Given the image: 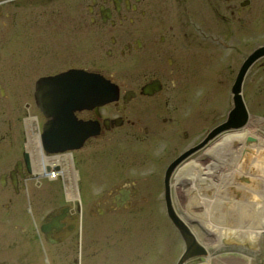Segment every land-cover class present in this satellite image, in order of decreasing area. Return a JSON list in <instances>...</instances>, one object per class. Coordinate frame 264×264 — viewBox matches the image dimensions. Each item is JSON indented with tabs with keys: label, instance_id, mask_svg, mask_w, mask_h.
I'll use <instances>...</instances> for the list:
<instances>
[{
	"label": "flooded vegetation",
	"instance_id": "flooded-vegetation-1",
	"mask_svg": "<svg viewBox=\"0 0 264 264\" xmlns=\"http://www.w3.org/2000/svg\"><path fill=\"white\" fill-rule=\"evenodd\" d=\"M71 3L73 6L70 7ZM8 7H12L16 15L24 16H13L7 11ZM228 10L233 15L238 13L240 20L233 23L217 20ZM263 10L264 0H0V169H3L0 170V203L4 201L0 208L3 215L0 221V264H66L63 260L72 253L71 243L78 246V254L81 241V235L78 236L81 210L78 206L69 203L65 213L62 204L53 206L61 196L59 187L57 193L46 195L53 197L49 199L52 208L45 216L41 206L47 203V199L42 192L38 196L43 223L51 222L53 217L59 219V225L51 227L49 233L39 231L34 224L39 213L34 217L21 203L15 205L17 201L24 200L27 186L32 182H42V179L35 182L32 168H28L31 162L25 161L24 155L26 142L23 132L26 125L23 121L29 118L28 106H32V97L25 95L27 98L23 100V96L18 98L15 95L11 103H7L8 84L12 78L16 79V72L30 64L33 72L41 73L35 80L70 68H85L107 75L119 85V99L91 111H79L74 114L75 118L78 121L96 119L103 123L109 119V129L104 132L109 143L118 139L121 127H128L138 144H141V133L153 134L135 156L141 154L146 162L151 160L156 167L163 155L166 153L168 156V152L182 139L181 132H176V129H173L174 135L165 134L168 118H162V112L171 113L172 100L178 99L185 105L193 102L184 115L196 117L195 98L199 92L201 95L204 93L200 91L202 81H197V78L192 81L188 76L184 78L183 74L195 72L199 62L204 65L221 48L233 50L236 54L237 49L231 45L230 38L236 31H246L249 22L246 16L252 13L262 15ZM65 11L66 17L56 15ZM256 25L261 27V20H257ZM87 49L95 60L94 63L90 61L89 66L81 61L86 62ZM103 52L108 56L120 54L127 58V79L120 80L119 74L113 73L115 70L110 66H106V70L102 67ZM62 62L68 66H61ZM261 65L264 68V61ZM125 80L129 85L128 91L122 90ZM181 84L183 89L179 88ZM126 92H129L127 100L124 97ZM12 115L17 117L19 126L16 147L11 145ZM203 118L206 121L210 119ZM208 133L205 130L203 136L197 135L198 139L191 140L193 144L189 148L197 146ZM189 135L186 132L183 139H188ZM108 140L102 139L98 143L106 145ZM163 140L170 144L167 152L159 147ZM93 142L97 143L95 139ZM86 150L74 153L79 172L84 176L88 159L95 160L94 155L103 152L95 149L87 153ZM101 165H96L99 172L105 170ZM167 167L168 164L163 167L162 174L155 173L153 169L154 176L161 177L163 181ZM158 169L161 170V165ZM57 182L61 183V180ZM116 195L106 198V205L112 206V211H123L128 215L137 211L131 208L134 200L127 205L114 199ZM119 204L123 205L120 207ZM84 243L81 241V247ZM71 261L70 264H74Z\"/></svg>",
	"mask_w": 264,
	"mask_h": 264
},
{
	"label": "rangeland",
	"instance_id": "rangeland-1",
	"mask_svg": "<svg viewBox=\"0 0 264 264\" xmlns=\"http://www.w3.org/2000/svg\"><path fill=\"white\" fill-rule=\"evenodd\" d=\"M71 6H73L72 3L70 7ZM7 11L18 18L24 16L21 14L16 15L12 7H8ZM66 14L67 11L63 14L56 15L66 17ZM49 16H51V14ZM217 20H230L231 23L238 22V20H240V15L238 13L233 15L231 10H228L225 12L224 17H217ZM246 20H249L246 25V31H236L234 36L230 38L231 45L237 49L236 54L233 50L221 48L204 65L203 62H199L200 65L195 72L191 71L186 75L183 74L184 78L188 76V79H193L192 81H194L195 78H197V81H202L200 91L203 90L202 92L204 93L201 95L199 92L195 98L196 104L194 107L196 117L193 116L189 118L187 115H184L193 102L185 105L178 99L172 100L169 107L172 111L171 113L166 111L162 112V118H168L167 124H165L166 127H168L165 134L171 133L174 135V130L176 129V132H181L182 137V139H179L176 143V148L168 153V156L170 154L171 158L173 155L184 151V149H189L191 144H193L191 140H197V135L198 137L199 135L203 136V131L207 130L210 133L213 128L227 121L230 113L229 111L233 109L231 94L239 71L248 56L253 54L258 48L264 46V10L262 11V15L258 16L252 13L251 16H246ZM257 20H261V27H257ZM238 26L241 27L242 25L239 24ZM223 46L226 47V45ZM87 52L86 62L81 60L85 66H89L90 61L92 63L95 61L92 56H89L91 53L89 49H87ZM101 57V60L104 61L102 67L105 70L107 69L106 66H110L115 70L113 73L119 74L120 80L123 78L127 79L126 71L128 66L126 57H121L120 54L108 56L105 52L102 53ZM257 60V62L255 61L256 63L254 62L248 69L242 84L243 98L251 114V121L245 128L252 129L259 137L264 138V68L261 65L262 61H264V55ZM61 66L67 67L68 64L62 62ZM38 74L41 73L33 72L30 64H28V66L26 65L23 70L16 72V79L12 78V82L8 84L7 103H11V99H14L15 95L18 98H22L23 96V100L27 98L24 97L25 95L31 96L34 89L32 84L35 78L40 76ZM128 86L127 80H125L122 90L128 91ZM179 88L183 89V84H181ZM203 117L210 119L206 121ZM169 118H172V120ZM119 130L118 139H113V142L109 143V137H103V139L108 140V144L105 145L97 142L91 147H88L87 150L88 152H92L95 149H100L104 152L106 148H111V151L114 150V152L126 154L130 163L120 162L114 157L113 162H115V164L112 169L113 173L111 174L114 177H107V173L105 174L104 170L100 172L98 178L92 181H90L91 177L89 176L90 170L88 168L90 167L87 165L86 177L80 184V189L84 195L86 205L84 204L82 206L81 203H79L80 201L78 202L79 204H72L73 202L71 199L64 195L65 189L62 181L61 183L57 181L51 182L55 183V185L49 184V189L52 193H57L55 187L60 188L59 193L61 196L54 201L53 206H58L62 203H70L72 206H78V209H81V213L79 214L78 236H82L84 230L85 243L83 247H81V241L79 240L78 254L76 253L78 246H74L71 243L70 247L72 253L69 254V258L67 257L68 260L65 258L63 262L70 264L72 260L74 264H110V262L111 264H177L183 249V240L181 239L179 231L173 227L170 219L167 218L165 209H163V181L161 177L154 176L153 174V169L155 173L158 171L159 174H162L163 167L167 160H170V157L167 156V159H162L156 167L155 164L151 163V160H147L148 162L145 160L141 162V160H143L142 155L136 154L135 156V153L141 152V145L143 147L146 144V139L151 136L153 137V134L149 132H144L143 134L140 130L139 134H141L140 136L138 134V136L141 139V144H138L135 142L136 138L128 131V127H121ZM186 132H189L190 135L188 139L184 140L183 138ZM206 136L204 137L205 139ZM214 139V142L218 140V138ZM205 144V141H203L198 145L203 146ZM168 146H170L169 142L166 143V141L163 140L159 147H161V151L166 150L167 152L169 149ZM130 152L132 154H130ZM99 155H94L96 157L95 159H97ZM207 157H211V155L202 156V160L208 163L211 161V158L209 159ZM125 164H127L128 167L124 168L123 174L121 168L124 167ZM160 165L161 170L158 169ZM95 168L98 171L95 165L93 171H91L92 173L95 172ZM77 169L79 170V168ZM130 186L139 188V194L133 199L132 205L134 206H131L133 210L136 209L139 213L136 211L130 216L124 214L123 211H112V206L108 207L106 205V198L115 195V192H117L119 188H129ZM248 196L251 197L249 193ZM52 197L53 196H51L50 199ZM46 207L49 212L52 205L50 204ZM39 222L40 220L38 223ZM190 226L200 242L205 243L208 241L209 243H218L219 239H213L202 234L195 224H190ZM230 239H233V237ZM230 239H226V241ZM234 243L238 245L237 248L234 247L235 250L232 248H230V250L222 248L217 251L220 255L228 253L227 259L223 258L219 262L217 261L218 264H224L226 261L232 264L234 260L240 261L242 264H264V234L259 239H245L244 237L241 238V235L238 234ZM162 248L165 252L161 254L160 250H162ZM232 250L233 252H231ZM230 256L232 257L230 258ZM78 258L79 260L77 261ZM124 261H127V263H123ZM192 262L200 264L201 259L199 257H193L188 259L185 263L191 264Z\"/></svg>",
	"mask_w": 264,
	"mask_h": 264
},
{
	"label": "bare ground",
	"instance_id": "bare-ground-1",
	"mask_svg": "<svg viewBox=\"0 0 264 264\" xmlns=\"http://www.w3.org/2000/svg\"><path fill=\"white\" fill-rule=\"evenodd\" d=\"M75 69L79 68H70L54 74L45 75L41 78L51 76L49 80H40L37 84L38 80L36 79L33 83L34 89L30 96L32 97L30 101L32 106H28L29 118L23 121L26 125L25 132H23L26 142L24 155L25 161L31 162L28 163V168H32L35 182L38 179H42V182H32L30 186H27L24 192L26 194L24 200L22 202L17 201L15 205L21 203L27 210V213L34 217L35 214L40 212L39 193L42 192L47 199V203L41 206L43 216H45L48 213L46 206L50 205V198L46 195L52 192L48 190L50 187L49 184L55 185L51 182L61 180L62 178L65 197L71 199L73 203H81L82 206L84 204L86 205L80 189V184L85 179L86 174L84 176L77 169L78 166L74 158V153L76 150H84V148L91 147L93 145V139L101 142L104 137V132L109 129V119H105L104 123L96 119L78 121L75 118L76 115H74L73 119H69L68 115H66L61 120V126L58 128L54 122L57 116L50 121L46 118L43 111L45 101L59 103L57 94L54 93L50 82L54 80L53 77L66 72L70 73ZM87 72L102 75L112 82V79L102 72ZM36 84L37 86H35ZM83 87V82H77L73 94L80 95L82 93L81 88ZM70 90L67 92H71ZM117 95L119 99L121 94L117 92ZM92 97L82 94L80 98L91 99ZM84 103H86L85 107L74 110L73 114L83 110L91 111L92 108L108 104L106 102L103 104H94L91 100H86ZM31 107L32 109H30ZM250 121L251 114L248 110L247 122L244 126L237 129L225 130L224 132L222 131V133H218L213 137L209 133L206 139H203L206 143L205 145L195 149L194 147L189 148L177 153L172 158L169 154L168 157H170V160H167L165 163V166L168 164V167L165 171V179L162 184V200L164 201L162 204L166 216L170 219L173 227L179 231L171 220V213L175 214L174 216H177V218L179 217L189 227H191L190 224H195L202 234L213 239H219L218 243H209L208 241L202 243L196 237L205 251L200 264H218L221 259H227L228 253L220 255L217 251L222 248L225 250H230V248L235 250L238 245L234 243V240L238 237V234L241 235V238L244 237L245 239H259L264 234V138L259 137L252 129L245 128L249 125ZM81 123L83 124L84 132L86 131L85 135L88 136L79 142L78 137L82 134L81 130H83ZM73 124L76 127H73ZM18 129V119L15 115H12L10 118V130L12 133L11 145L13 146H18L19 143ZM46 135H49V142H52L51 147L50 145L44 144ZM214 138H218V140L214 142ZM248 139L252 140L250 141ZM76 140L78 142L75 145L70 144ZM48 147H50V151ZM86 151L88 153V150ZM205 155H211V157H207L209 159L211 158L210 162L207 163L202 160V156ZM114 157L120 162L130 163L126 154L114 152V150L111 151V148H106L103 153H100L97 159L88 161L87 165L90 167V171H93L95 165L102 163L101 167L105 169L107 177H114L111 175L115 164L113 162ZM163 159H167L166 153L163 155ZM143 161L144 157L141 162ZM127 167L128 165L125 164L121 168L122 173L124 168ZM99 174V171H95L92 174L89 173L91 177L90 181L98 178ZM58 189V187H55V190ZM248 193L251 197L248 196ZM115 194H117V197L115 196L114 199L131 205L133 198L139 194V188L136 186H130L129 188L121 187ZM168 196L171 200L169 204L167 201ZM3 202L1 201L0 208H2L1 205ZM119 205L121 207L123 204ZM67 206H69V203H62L61 208L63 213H65ZM16 213L20 214L19 211ZM2 217V211H0V221ZM35 218L37 219L34 222L35 225L41 226L44 224L40 213ZM39 220L40 222L38 223ZM58 223L59 219L53 217L51 222L48 223L49 228L57 227L59 225ZM179 234L181 239L186 242L180 231ZM231 237L233 239H230ZM226 239L230 240L226 241ZM84 240L83 230L81 241L84 242ZM184 242L178 261H180L182 253H187ZM164 252L162 248L160 253L162 254ZM123 263H127V261ZM224 264H229V262L226 261ZM232 264H242V262L234 260Z\"/></svg>",
	"mask_w": 264,
	"mask_h": 264
},
{
	"label": "water",
	"instance_id": "water-1",
	"mask_svg": "<svg viewBox=\"0 0 264 264\" xmlns=\"http://www.w3.org/2000/svg\"><path fill=\"white\" fill-rule=\"evenodd\" d=\"M264 55V46L258 48L253 54H251L247 60L242 65L236 83L233 87V102L234 107L229 114V118L227 122L218 126L213 130L210 134L211 137L221 133L222 131L229 130V129H237L247 122L248 117V110L246 104L244 102L242 96V84L245 79L246 73L250 66L261 56ZM54 80L50 82L51 86L53 87L54 93L57 91V98L59 99V103H55L56 106H59V110H57V119L54 121L58 128L61 126V120L68 115L69 119H73L74 117V110L79 108L85 107L84 103L86 100H91L94 104H103L105 102H109L115 98L118 92V88L115 84H113L110 80H107L104 76L94 73H89L83 69H75L72 70L70 73H64L53 77ZM52 79V78H51ZM83 82V88H81L82 93L73 94L75 92V85L76 83ZM72 88V89H71ZM71 89V90H70ZM70 90L71 92H67ZM82 94L93 96L91 99L80 98ZM75 106V107H74ZM43 109L45 113L48 114L46 105H43ZM87 126V125H86ZM81 127L83 128V124L81 123ZM82 134L78 137L79 142L86 138L88 135L86 131L84 132V128ZM45 145L52 146V142H49V135L45 136ZM252 140V139H248ZM78 141H74L70 144L75 145ZM48 150L50 151L51 149ZM201 147V146H200ZM168 204L171 202L169 196L167 197ZM175 214L171 213V219L179 229L181 235L183 236L184 240L186 241L187 246V253H184L182 258L180 259L178 264H184L188 259L193 257H199L202 259L203 255L205 254L202 245L196 239L195 234L192 232L191 228L185 224L179 217L174 216ZM44 229H49V225H45Z\"/></svg>",
	"mask_w": 264,
	"mask_h": 264
}]
</instances>
